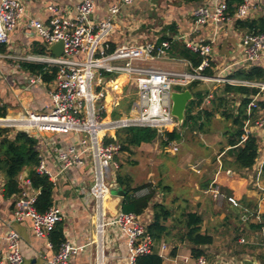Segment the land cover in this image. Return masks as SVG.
<instances>
[{
	"label": "built area",
	"instance_id": "1",
	"mask_svg": "<svg viewBox=\"0 0 264 264\" xmlns=\"http://www.w3.org/2000/svg\"><path fill=\"white\" fill-rule=\"evenodd\" d=\"M135 0H118L108 8L105 18L91 22L94 11L91 0H81L74 17L53 15L47 23L28 20L30 36L38 37L46 46L47 52L14 60H26L44 65L45 71L55 68L54 79L44 83L50 99V109L45 113L21 111L0 117V128L21 131L30 135L38 134H72L76 143L65 150L56 151L55 159L61 169L87 166L90 172V183L81 189L83 197L93 202L95 219L96 264H104L103 240L107 228L118 230L126 238L128 260L134 264L138 256L167 249L166 244L159 246L145 232V224L140 215L124 213L121 210L108 216L105 212L106 199L111 195V186L115 184L114 171L118 169L115 158L119 156L121 146L118 143L106 142L116 132L126 128H149L155 130L166 141L165 133H172L180 126L171 114V94L183 91L192 83L204 82L240 86L257 90L246 106V120L240 143L246 141L251 126L264 131V118L253 119V112L258 109L257 97L264 92V77L261 80H236L232 78L212 77L203 73L209 67V44H196L186 41L184 46L198 54L201 63L189 71L161 69L154 66L157 60L163 59L168 53L171 43L185 40V36L177 35L171 41L145 42L140 44H121L111 47L109 37L114 30V17L120 8L130 5ZM249 9V0H242L236 7L234 16L242 19ZM53 14L57 8L49 6ZM25 16V7L20 0H0V45H6L9 34L15 30ZM195 26H201L208 20L214 23L228 21L226 4L220 3L213 12L197 8L192 12ZM63 43V51L59 57L52 55L48 48L55 43ZM245 60L257 63L264 72V34L246 33L242 38ZM1 56V55H0ZM113 75L114 78H110ZM37 79L42 81L39 76ZM123 79V80H122ZM122 80L121 82H119ZM43 82V81H42ZM135 88L136 99L131 102L127 112L119 111L115 117L113 112L119 108L126 95L123 88ZM179 88L180 90H174ZM210 96H207L209 100ZM207 102V101H206ZM166 151L175 154L178 147L174 141L167 142ZM219 169L221 162L218 160ZM39 174L46 175L55 186V175L47 169L41 158L37 167ZM196 174L200 171L193 170ZM260 172L256 175L258 181ZM20 194L13 201V214L6 224L7 230L0 236V264H23L22 238L14 229L15 223L29 220L31 230L38 239H46L54 226L61 221V209L52 205L46 212L39 213L35 208L38 191L33 189L26 177L19 176ZM144 189L136 194L144 195ZM208 193L212 200L225 199L234 207L237 200L226 197L216 184L215 177L210 183ZM106 215L108 217H106ZM258 223H261L256 214ZM260 247L264 249V228L259 230ZM239 243H245L243 239ZM5 245V250L2 248ZM47 247L51 244L47 240ZM69 242H63L58 251L48 260L47 264H70V258L84 250ZM160 252V253H159ZM181 264H188L183 259ZM191 264H208L205 257L192 259Z\"/></svg>",
	"mask_w": 264,
	"mask_h": 264
},
{
	"label": "crops",
	"instance_id": "2",
	"mask_svg": "<svg viewBox=\"0 0 264 264\" xmlns=\"http://www.w3.org/2000/svg\"><path fill=\"white\" fill-rule=\"evenodd\" d=\"M20 1L24 4L25 16L15 30L9 34L4 51L0 52V104L6 107V114L21 111L45 113L50 109L46 85L38 80L36 75L24 71L20 67L21 62L35 63L22 59L14 60L10 57L27 58L41 54L38 53V45L44 44L40 38L29 35L31 29L27 26L28 20L47 23L53 15L72 18L75 16L76 8L81 0ZM91 1L94 4V11L90 20L97 22L106 17L108 8L118 0ZM148 1L135 0L132 4L120 8L119 13L114 17V30L109 37L112 48L121 44L159 42L163 37L175 39L177 35L181 34L185 36V40L175 43L184 45L186 41H190L196 44L210 45L211 52L207 69L211 75L208 76L232 78L231 76L236 72L259 67L257 63L245 60L242 38L246 33H250L249 24L254 23L253 25L256 26L258 20H264V0H249L248 12L242 19L234 16L240 0H199L192 3L176 1L181 17L175 15L169 19L163 18L158 23L157 20H154V28L149 31V34L146 32L136 33L130 26V18L134 13L145 8ZM220 3L227 6V13L230 17L228 21L214 23L212 20H208L201 26H195L192 17V12L195 9L204 8L213 12ZM49 6L56 7L57 13L50 12ZM163 59L166 60L164 65L156 64L158 68L177 71H189L191 68L187 60L172 56L170 53H167ZM223 86L224 84L196 82L193 92H200L205 96L202 107H209L213 96H222L225 99L224 107L233 115L237 113L243 99H251L254 96L241 93L223 94ZM207 96H210L209 100L206 99ZM125 99H122L120 105ZM257 101L258 109L254 111V120L264 118V92L258 95ZM131 102L133 100L130 101V104ZM218 121L220 127L215 126ZM226 127H230V121L224 120L217 114L201 132L183 128L193 135L198 134V138L195 139L196 145L195 142L194 145H191L177 166L180 174L187 175L181 183L191 186L192 200L188 211L200 214L203 220L201 231L209 232L213 236V243L203 247V257L206 258L208 264H251L253 262L264 264V249L259 245L261 237L257 231L250 230L247 226L250 223H258L256 214L260 220L264 216V180L260 176L258 181L256 180V175L264 164V131L251 126L250 134L256 137L258 143V158L251 169H236L230 166L231 159L225 155L228 150L224 138ZM35 137L38 140L37 149L40 157L44 160L47 169L55 175L53 205L60 208L62 212L60 222L64 240L77 246L86 245L82 252L70 258V264H96L95 244H88L91 240L96 239L93 202L86 200L80 192L90 183L89 169L87 166L61 169L55 159V149L65 150L68 146L74 145L77 139L72 134H38ZM150 150L151 143H142L136 150L132 149L128 156L135 152L146 155ZM121 154L126 155L127 153L122 152ZM218 160L221 162V169H219ZM224 160L227 162L225 167L223 166ZM118 162L115 161L117 165ZM119 168L120 165L117 171ZM182 169L192 173L195 178L191 180L189 174L182 173ZM194 169L199 170L200 173L196 174ZM114 175L116 180V174L114 173ZM21 176L24 177L25 173H22ZM147 177L149 176L147 175ZM214 177L224 196L235 198L239 204L238 207L232 206L224 198L219 201L212 200L208 189ZM147 183L153 185L152 182ZM3 186L4 178L0 173V236L6 233V224L12 218L13 201L15 200V196L4 198ZM167 191L169 192L170 188ZM244 198L252 200L255 210L244 209L241 213L239 212L242 222H238L231 210L241 208V200ZM121 202L122 198L116 195L109 199L106 203L108 216L121 210ZM171 202L178 204V199L173 198ZM152 214L150 205L140 215L145 226L151 222ZM230 217L233 218L230 219ZM13 227L22 238L23 264H47V260L55 252L47 247L46 239H38L34 236L30 221L23 220L15 223ZM240 239H243L245 243H239ZM126 242L125 236L118 230L107 228L103 240V263L130 264ZM162 244L167 245L166 250L159 252L162 264H181L183 259H188V264H191L194 259L190 254V246L185 243H173L176 246V253L173 256L171 250L174 245L165 240L156 243V251ZM2 248L5 250L4 244H2Z\"/></svg>",
	"mask_w": 264,
	"mask_h": 264
},
{
	"label": "trees",
	"instance_id": "3",
	"mask_svg": "<svg viewBox=\"0 0 264 264\" xmlns=\"http://www.w3.org/2000/svg\"><path fill=\"white\" fill-rule=\"evenodd\" d=\"M176 1L192 3L199 0ZM257 23L258 25L256 26L253 25L254 23L249 24L248 28L250 32L264 34V20H258ZM243 25L246 26L245 24ZM163 40L171 41V39L163 37L159 42ZM175 42L171 43L168 53L187 60L193 68L201 63L202 58L198 54L191 52L184 45ZM38 47V53L44 54L47 52L45 45H38ZM4 48L5 45H0V52H3ZM20 67L24 71L39 76L44 83H50L55 76V68H51L49 73V71L44 70V65L21 62ZM203 73L211 75L207 68ZM231 77L241 80H261L264 77V72L259 67H253L248 71L236 72ZM195 85L196 82L187 87L192 94V100L186 106L184 121L180 127L190 131L201 132L206 125L212 122V119L217 114L224 120L230 121V127H226L224 133L225 145L228 147L225 155L231 159L230 166L236 169H251L258 158L257 139L254 135L249 134L246 141L240 143L243 125L247 118L246 106L250 99H243L237 113L233 115L224 107L225 99L222 96H213L210 100V106L202 107L205 96L200 92H193ZM177 90L180 89L178 88ZM222 93L255 95L257 90L224 85ZM5 115L6 107L0 104V117H4ZM116 115V112L112 114L113 117ZM165 138L166 141L155 130L149 128H126L116 132L112 137L105 138V141L107 143H118L121 146L122 152L130 153L132 149L139 147L142 143L159 141L163 147L167 142L180 140L181 133L178 131L165 133ZM37 143L38 140L33 135L0 128V173L4 178V198L20 194L18 179L22 173H25V177L30 182L31 187L38 191L34 206L39 213H44L53 205L54 185L46 175L39 174L37 171L41 159ZM223 163L224 166L227 162L224 160ZM260 178L264 180V164L261 168ZM132 183V178L129 175L122 174L118 170L115 184L125 193L121 202V211L142 215L151 205L152 220L145 227V232L151 236L155 243L161 240L174 243H187L190 246V254L193 258L204 256L203 247L213 243V236L209 232L201 231L202 216L196 212L186 211L179 218H174V214L165 203H152L156 195V189L160 188L161 184L158 183L156 186H153L150 183H143L134 186ZM144 189L148 190L146 194L136 196L137 193ZM168 189V186L162 187V190L167 191ZM244 209L255 210L252 200L244 198L241 200V208L231 210V213L235 215V219L238 222H242L240 213ZM232 218L230 217V219ZM177 226H181V229L177 230ZM247 226L250 230L259 232L261 228H264V216L261 219V223H250ZM47 240L51 244L52 251L57 252L60 245L65 242L61 222H58L49 232ZM175 253L176 246L174 245L171 255L173 256ZM134 264H162V258L154 251L147 255L138 256Z\"/></svg>",
	"mask_w": 264,
	"mask_h": 264
},
{
	"label": "rangeland",
	"instance_id": "4",
	"mask_svg": "<svg viewBox=\"0 0 264 264\" xmlns=\"http://www.w3.org/2000/svg\"><path fill=\"white\" fill-rule=\"evenodd\" d=\"M179 6L176 3V0H149L146 7L143 8L140 12L134 13L130 18V26L133 28L136 33L149 34L150 30L154 28V20H159L163 18H171L177 15L181 17L179 13ZM164 27V25H163ZM164 59L157 60L154 63L164 65ZM157 67V66H156ZM110 78H114L113 75H109ZM178 88H174L177 90ZM123 92L126 95V99L122 102V105L119 106L118 111H115L117 115L119 111L127 112L130 101L135 100V88L131 85L123 88ZM130 100V101H129ZM123 108V109H122ZM116 115V116H117ZM218 123L215 126L220 127ZM181 133V139L174 141L178 147V151L175 154H171L166 151L167 146H161L159 141L151 143V150L146 153V155H141L138 152L128 156V153L121 154L117 156L115 161H119L118 166L120 165V172L132 177L133 185H140L147 182H152L153 185L161 184L160 188L156 189V195L153 198L152 203L163 202L174 214V218H179L184 212H188V206L192 200V193L190 192L191 186L181 183L184 177L187 175L180 174L179 169L177 168L178 164L182 161L184 155L187 153L191 145H194L195 139L198 138V134L193 135L191 132L183 130V128L178 127L177 130ZM198 142V141H197ZM196 145V142H195ZM134 150V149H133ZM136 150V148H135ZM118 171H114L116 174ZM185 172L182 169V173ZM190 175V179L193 180L195 176L190 172H185ZM261 173V172H260ZM147 175L149 177H147ZM192 182V181H189ZM168 186L170 191L165 192L162 190V187ZM56 189V188H55ZM113 196L110 195L105 203L112 199ZM173 198L178 199V204L171 202ZM108 207L107 204H105ZM108 212V208L105 211ZM106 217H108L106 215ZM181 226H177V230H180ZM107 230V229H106ZM172 244L174 242H171ZM188 245L187 243H185ZM189 246V245H188Z\"/></svg>",
	"mask_w": 264,
	"mask_h": 264
},
{
	"label": "water",
	"instance_id": "5",
	"mask_svg": "<svg viewBox=\"0 0 264 264\" xmlns=\"http://www.w3.org/2000/svg\"><path fill=\"white\" fill-rule=\"evenodd\" d=\"M48 50L52 53V55L59 57L63 51V43L61 41L55 43L50 46ZM192 100V94L188 89L183 91H173L171 94V114L176 118L179 125H181L184 121L185 117V109L188 104ZM111 195L119 196L123 198L125 196L124 191L121 188H118L116 184L111 186ZM256 264V263H251Z\"/></svg>",
	"mask_w": 264,
	"mask_h": 264
}]
</instances>
